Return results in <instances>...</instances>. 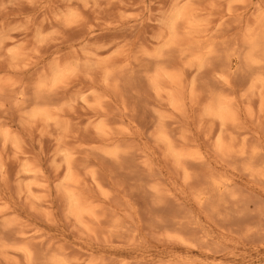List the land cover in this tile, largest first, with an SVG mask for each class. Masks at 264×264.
I'll return each instance as SVG.
<instances>
[{
	"label": "rangeland",
	"instance_id": "374dc122",
	"mask_svg": "<svg viewBox=\"0 0 264 264\" xmlns=\"http://www.w3.org/2000/svg\"><path fill=\"white\" fill-rule=\"evenodd\" d=\"M0 264H264V0H0Z\"/></svg>",
	"mask_w": 264,
	"mask_h": 264
}]
</instances>
